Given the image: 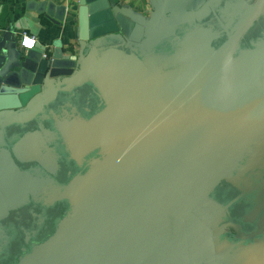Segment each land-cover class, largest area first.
Masks as SVG:
<instances>
[{"label":"water","instance_id":"obj_1","mask_svg":"<svg viewBox=\"0 0 264 264\" xmlns=\"http://www.w3.org/2000/svg\"><path fill=\"white\" fill-rule=\"evenodd\" d=\"M75 16L78 55L0 53V264H264V0Z\"/></svg>","mask_w":264,"mask_h":264},{"label":"crops","instance_id":"obj_2","mask_svg":"<svg viewBox=\"0 0 264 264\" xmlns=\"http://www.w3.org/2000/svg\"><path fill=\"white\" fill-rule=\"evenodd\" d=\"M27 0H0V53L9 58L2 68L1 74L19 68V58L26 52L21 46L24 36L33 37L35 44L52 47L55 40L62 46L74 45L78 55L84 43L77 39V20L75 12L78 0H56L55 3L64 5L70 17L62 26H57L42 16L31 19L25 16L24 4ZM117 12L135 22V25L149 28L158 17L161 8L167 6L192 7L198 0H107ZM34 44V45H35Z\"/></svg>","mask_w":264,"mask_h":264},{"label":"clouds","instance_id":"obj_3","mask_svg":"<svg viewBox=\"0 0 264 264\" xmlns=\"http://www.w3.org/2000/svg\"><path fill=\"white\" fill-rule=\"evenodd\" d=\"M34 41L33 39H30L28 37H25L24 40L22 41V44L26 47V48H31L33 45Z\"/></svg>","mask_w":264,"mask_h":264},{"label":"built area","instance_id":"obj_4","mask_svg":"<svg viewBox=\"0 0 264 264\" xmlns=\"http://www.w3.org/2000/svg\"><path fill=\"white\" fill-rule=\"evenodd\" d=\"M46 1H48V0H46ZM51 1H56V0H51ZM25 37H28V36H24V37L22 38V41L24 40ZM28 38L33 39V41H34V43H33V45H32V47H33L34 44H35V39H34L33 37H28ZM22 41H21V46H22L24 49H28V48H26V47L22 44Z\"/></svg>","mask_w":264,"mask_h":264}]
</instances>
